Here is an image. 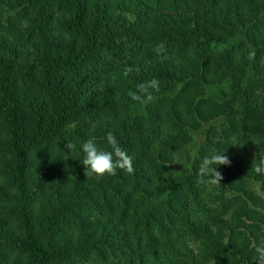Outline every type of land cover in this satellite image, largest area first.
Listing matches in <instances>:
<instances>
[{"label": "trees", "instance_id": "trees-1", "mask_svg": "<svg viewBox=\"0 0 264 264\" xmlns=\"http://www.w3.org/2000/svg\"><path fill=\"white\" fill-rule=\"evenodd\" d=\"M109 131L132 174L63 161ZM224 151L220 185L200 184ZM257 166L264 0H0V264H264Z\"/></svg>", "mask_w": 264, "mask_h": 264}, {"label": "clouds", "instance_id": "clouds-1", "mask_svg": "<svg viewBox=\"0 0 264 264\" xmlns=\"http://www.w3.org/2000/svg\"><path fill=\"white\" fill-rule=\"evenodd\" d=\"M156 54L161 56L164 46L158 45L155 49ZM160 81L156 78L140 83L136 91L129 92V97L133 102L146 105L152 102L156 97L154 93L160 91ZM106 147L99 145L95 138L83 140L79 145L72 142H66V152L63 153V161L69 158L73 159L72 153L78 151L82 155L84 175L97 180L105 176H116L118 171H124L128 174L134 172L133 157L121 146L120 141L111 132H107L104 137ZM220 166H230V159L223 153L215 152L202 158L200 164L199 183L205 186L220 185L222 176L217 169ZM257 173H264V166L255 168Z\"/></svg>", "mask_w": 264, "mask_h": 264}, {"label": "rangeland", "instance_id": "rangeland-1", "mask_svg": "<svg viewBox=\"0 0 264 264\" xmlns=\"http://www.w3.org/2000/svg\"><path fill=\"white\" fill-rule=\"evenodd\" d=\"M220 90L227 91V86L224 85L223 87L220 88ZM211 124L205 125V127H204V129H203V131L201 133H197V132H196L197 134L194 133V137H195V141L194 142L196 143V145H194L193 147L197 148V145L201 144L204 141L206 130L208 129V127ZM188 151H189V153L193 154V151H191V149L187 150L186 152H188ZM186 155H187V153L182 154L181 159L176 164L177 167L179 168V173L180 174L183 172V170L187 169V167H188V164L186 162Z\"/></svg>", "mask_w": 264, "mask_h": 264}]
</instances>
